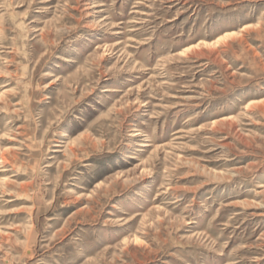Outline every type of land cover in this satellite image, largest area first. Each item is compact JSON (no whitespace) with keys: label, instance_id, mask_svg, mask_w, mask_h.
I'll return each instance as SVG.
<instances>
[{"label":"rangeland","instance_id":"rangeland-1","mask_svg":"<svg viewBox=\"0 0 264 264\" xmlns=\"http://www.w3.org/2000/svg\"><path fill=\"white\" fill-rule=\"evenodd\" d=\"M0 264H264V0H0Z\"/></svg>","mask_w":264,"mask_h":264},{"label":"bare ground","instance_id":"bare-ground-1","mask_svg":"<svg viewBox=\"0 0 264 264\" xmlns=\"http://www.w3.org/2000/svg\"><path fill=\"white\" fill-rule=\"evenodd\" d=\"M225 34H228V35H229V33H225ZM221 38H222V37H221ZM221 38H219V39L217 38V39L220 40ZM223 38H224V36H223ZM217 39H216V40H217ZM218 40H217V41H218ZM191 47H192V46H191ZM188 48H189V47H188Z\"/></svg>","mask_w":264,"mask_h":264}]
</instances>
